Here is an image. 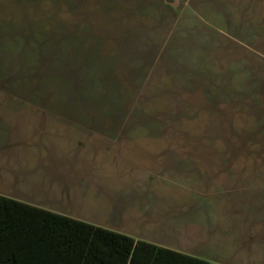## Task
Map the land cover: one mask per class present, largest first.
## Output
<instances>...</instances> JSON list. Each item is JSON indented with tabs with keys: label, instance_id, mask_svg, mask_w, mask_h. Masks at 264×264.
Listing matches in <instances>:
<instances>
[{
	"label": "rangeland",
	"instance_id": "obj_1",
	"mask_svg": "<svg viewBox=\"0 0 264 264\" xmlns=\"http://www.w3.org/2000/svg\"><path fill=\"white\" fill-rule=\"evenodd\" d=\"M0 19V90L30 97L3 98L0 140L81 159L104 191L87 218L148 184L210 264H264V0H0Z\"/></svg>",
	"mask_w": 264,
	"mask_h": 264
},
{
	"label": "crops",
	"instance_id": "obj_2",
	"mask_svg": "<svg viewBox=\"0 0 264 264\" xmlns=\"http://www.w3.org/2000/svg\"><path fill=\"white\" fill-rule=\"evenodd\" d=\"M5 23V27L9 24L10 29L12 28L10 21H5ZM0 30H3L1 22ZM0 87L3 88L1 83ZM10 89L13 90L11 87ZM3 98L10 105L8 108L12 110H14L12 108L14 102L17 109L18 107L21 109L23 104L30 106V97L21 96L19 93H6L4 96L0 90V103ZM17 103L21 104L18 106ZM28 124L32 130L34 125L41 123L31 118ZM13 139L12 141H9L10 139L0 140L1 196L14 198L50 212L67 215L150 244L208 261L204 257L203 249H193V246L197 245L195 240L202 235L201 229L196 226L199 224L187 223L189 219L187 213L179 210L172 196L154 190L148 184L140 185V193L131 194L130 191L112 196L107 195L110 208L116 204V209L114 211L112 207V216L108 224H100L84 216L86 207L96 206L97 199L101 196L100 193L104 191L100 185L96 187L97 184L91 178L84 176L85 170L82 168L81 159L74 157L71 163L73 167L68 169L65 161L68 156H73V154L70 155L71 152L63 153V156L41 157L33 154L34 149L37 150L42 144L45 150L50 148L47 147L49 144L47 141H37V138H31V135L27 140L20 137ZM94 147H99V145ZM25 149L30 150V154L27 155ZM84 152L82 151L81 154ZM28 262L30 264L50 263L49 259L43 257H30Z\"/></svg>",
	"mask_w": 264,
	"mask_h": 264
},
{
	"label": "trees",
	"instance_id": "obj_3",
	"mask_svg": "<svg viewBox=\"0 0 264 264\" xmlns=\"http://www.w3.org/2000/svg\"><path fill=\"white\" fill-rule=\"evenodd\" d=\"M210 264L67 215L0 195V264Z\"/></svg>",
	"mask_w": 264,
	"mask_h": 264
},
{
	"label": "water",
	"instance_id": "obj_4",
	"mask_svg": "<svg viewBox=\"0 0 264 264\" xmlns=\"http://www.w3.org/2000/svg\"><path fill=\"white\" fill-rule=\"evenodd\" d=\"M166 1H170V0H166Z\"/></svg>",
	"mask_w": 264,
	"mask_h": 264
}]
</instances>
